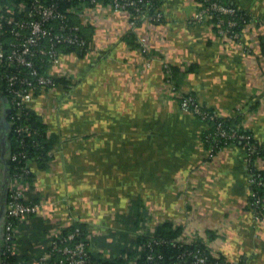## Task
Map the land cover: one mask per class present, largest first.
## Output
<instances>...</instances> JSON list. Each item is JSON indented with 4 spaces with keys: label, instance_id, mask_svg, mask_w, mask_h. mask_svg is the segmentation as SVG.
<instances>
[{
    "label": "crops",
    "instance_id": "crops-1",
    "mask_svg": "<svg viewBox=\"0 0 264 264\" xmlns=\"http://www.w3.org/2000/svg\"><path fill=\"white\" fill-rule=\"evenodd\" d=\"M220 1L255 22L238 40L218 34L210 20L194 22L196 0H164L157 21L115 10L111 0L65 10L93 34L87 50L64 51L53 70L69 86L39 91L31 104L56 144L45 167L33 163L27 199L39 210L20 224L15 262L33 264L55 234L80 221L93 254L137 264L139 255L126 252L169 221L182 229L179 238L232 264H264V219L248 207L252 185L242 146L209 153L206 123L180 107V98L192 95L221 117L241 115L264 144V0ZM7 127L1 122L0 263Z\"/></svg>",
    "mask_w": 264,
    "mask_h": 264
},
{
    "label": "built area",
    "instance_id": "built-area-1",
    "mask_svg": "<svg viewBox=\"0 0 264 264\" xmlns=\"http://www.w3.org/2000/svg\"><path fill=\"white\" fill-rule=\"evenodd\" d=\"M144 0H111V6L115 10L132 9L137 14L136 19L148 17L152 21H157L162 17L158 9L154 13L148 12L141 6ZM197 1V0H196ZM94 2V1H92ZM204 5L200 6L194 17V22L199 23L204 20L213 22L218 34L233 40L240 38V32L235 30L239 21L246 22L249 19L250 25L255 24L251 15L234 5H228L218 0H203ZM130 13V12H129ZM68 15L59 8L56 1L47 0H21L8 1L0 0V81L3 79L7 84V91L11 95L13 102L18 109L32 108V102L37 92L56 86L53 70L61 63L64 45H73L83 49L87 46L86 39L79 33L80 25H71L68 22ZM134 25L135 21H131ZM249 26V25H248ZM260 26H263L260 24ZM142 45L146 49V39H142ZM63 76V72L59 71ZM182 111L194 114L203 123L216 119L218 114L209 110L202 102L192 95L182 96L180 100ZM11 124V123H10ZM208 129L206 124L205 131ZM30 125H24L16 129L19 133L29 134ZM204 139L208 143V152L213 153L217 148L228 146L234 141L249 140L250 135L237 131H227L219 121L212 133H205ZM244 160L250 174L252 185L251 197L255 200H248V207L255 219L263 221L264 198L256 196L254 186L264 185V175L252 173V167L264 169V159L254 160L256 146L249 143L243 145ZM55 151H52L54 154ZM19 154L9 153V160L17 161ZM26 157L25 153H21ZM32 161L27 160L21 171L13 172L9 177L8 202L6 222L4 228L5 247L2 250L0 264H19L11 261L16 255L18 240L20 237V224L24 223L27 216L39 210L37 202L28 201L27 193L31 187V182L26 179L32 170ZM251 172V173H250ZM80 221H76V224ZM63 234H55L48 245L40 251L37 260L33 264H98L91 260L90 239L75 240L81 235L79 227ZM188 244L183 238L174 240ZM159 240L152 238L145 244L147 248L146 260L144 264H161L159 257L153 254V243ZM146 250V249H144ZM63 255L62 260L54 259V254ZM139 254L138 257H140ZM191 260L186 264H232L227 260L216 259L212 261L208 255L197 251L188 253Z\"/></svg>",
    "mask_w": 264,
    "mask_h": 264
},
{
    "label": "trees",
    "instance_id": "trees-1",
    "mask_svg": "<svg viewBox=\"0 0 264 264\" xmlns=\"http://www.w3.org/2000/svg\"><path fill=\"white\" fill-rule=\"evenodd\" d=\"M8 1H21V0H8ZM47 1H56L59 4V8H61L63 11H65L67 8H72L75 5H77V2H92V0H47ZM107 1V0H106ZM164 0H144L141 3V6L145 7L146 5H151V8L148 7V12L154 13L156 9H160L162 2ZM220 1V0H218ZM199 6L204 5L203 0H197ZM222 2V1H220ZM228 4V3H225ZM129 12L132 14V16H136L134 10L129 9ZM68 22L71 25H77L80 24V34L83 35V38L86 39L87 46L82 49V51L87 50L89 48L91 39H92V27L78 21L77 19L71 17V13L68 14ZM249 19L246 22L239 21V23L235 26V30L238 32H241L243 28L250 25L248 22ZM127 39H130V37H126ZM261 44L264 45V36L261 38ZM63 52L73 51L77 50L76 47L73 45H64L61 47ZM56 84H63L64 86H69L71 81H69L65 77H57L55 78ZM181 100V98H180ZM0 105L4 107V115L5 118L8 121V127H7V135L9 138V144H10V153H17L19 155V159L17 161H9V167H10V174L13 172L21 171V168L25 166L27 160L32 161V163H37L39 168L45 167L46 164L52 159L53 155V147L56 144V137L52 136L49 131L47 125L42 121L40 115L31 108H22L18 109L13 102L11 95L7 91V84L5 80L3 79L0 81ZM209 110L213 111L212 109L208 108ZM1 118V117H0ZM219 121H222L225 129L227 131H237L239 133H246L250 135L249 140L244 141H234L233 144H237L242 146L247 145L248 143L250 145L256 146V154L254 155L255 159H260L263 157L264 159V144L261 142H258L256 138L253 135V132L245 127L242 124L241 115L237 116H231V117H221L217 116L216 119L208 120L207 125L208 129L205 131V133H212L215 131V127ZM11 123V124H10ZM30 125V130L28 131L29 134L19 133L16 131L18 127L24 126V125ZM1 126V121H0ZM205 143L208 145V143L205 141ZM25 153L26 157H23L21 153ZM32 170L28 173V176L26 179H28L31 183L34 181L36 177V171L35 167L32 165ZM251 173V172H250ZM252 173L255 175L257 173H261L264 175V169H257L256 167H252ZM256 196H261L264 198V185L254 186ZM250 200H255V196H250ZM30 201V200H28ZM34 202V201H32ZM264 202V201H263ZM135 207H139V201H135ZM264 216V212H263ZM137 220V222H136ZM138 218L135 219V222L138 223ZM77 227L81 230V235L75 238V240H84L86 242L89 241L88 238V229L85 223L79 222L76 224ZM73 227L75 225H71L68 227L63 234L73 230ZM182 229L180 227H175L171 222L165 221L160 224H158L154 231L152 233H146L141 236H139L134 243L135 246L130 249V251H127L128 257H134L135 255H140L137 260V264H144L146 260V254L147 248L145 246L146 243H148L152 238H155L159 240V242L153 243V254L156 255V257H159V262L161 264H186L189 263L191 260L190 256H188V253L191 251H197L208 255L209 259L212 261H215L216 259L220 260H226L223 259L220 255H214L210 253L205 245L202 243H180L175 242L174 240L178 239L181 235ZM146 249V250H144ZM125 252V251H124ZM123 252V254H124ZM54 259L62 260L64 257L60 253L54 254ZM90 258L93 262L98 264H126L128 262L126 259L121 257H102L101 255H95L93 252H91ZM15 261L14 257L11 258V261Z\"/></svg>",
    "mask_w": 264,
    "mask_h": 264
},
{
    "label": "water",
    "instance_id": "water-1",
    "mask_svg": "<svg viewBox=\"0 0 264 264\" xmlns=\"http://www.w3.org/2000/svg\"><path fill=\"white\" fill-rule=\"evenodd\" d=\"M1 122H2L3 126H8V121H7L6 118H2V119H1ZM9 177H10V176H9Z\"/></svg>",
    "mask_w": 264,
    "mask_h": 264
}]
</instances>
